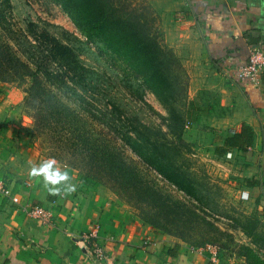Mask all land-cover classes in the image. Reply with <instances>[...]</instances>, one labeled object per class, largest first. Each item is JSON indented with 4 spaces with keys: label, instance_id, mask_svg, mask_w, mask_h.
<instances>
[{
    "label": "crops",
    "instance_id": "0c3cea01",
    "mask_svg": "<svg viewBox=\"0 0 264 264\" xmlns=\"http://www.w3.org/2000/svg\"><path fill=\"white\" fill-rule=\"evenodd\" d=\"M162 5L171 23L176 18L187 28L186 35L182 33L173 42L174 29L167 24L166 40L171 41L170 47L192 76L188 84L189 101L202 91H219L212 99H197L200 107L209 108L219 101L223 108L221 114L212 113L209 119L215 134L213 139L204 126L198 129L197 141L203 147L211 145L212 154L222 158V162L227 160L238 197L243 194L244 199L261 209L264 205V80L261 78L264 69L258 80L240 78L239 69L253 45L264 47V0L153 2L154 9ZM187 42L192 47L190 53L185 51ZM181 54L185 55L184 59ZM200 60H205L208 67L200 68L202 77L197 79L194 76L198 73L191 66ZM210 66L216 75L228 81L227 87L208 84L205 75ZM23 96L24 92L12 85H7L0 94V186L8 189V194L0 190V264H89L76 238L94 224H99L98 240L104 244L111 264H233L220 256L213 260L209 252L158 232L103 186L79 182L70 166L55 165L69 176L59 185L46 186L42 176L31 175V168L46 160L22 140L23 122L16 107ZM241 123L252 127V145L245 151L225 147L227 131H238ZM222 146L224 150L216 154L215 148ZM69 184L75 185L74 191H66ZM49 187H58L60 191L54 194ZM35 205L51 212L50 224L32 216L30 209Z\"/></svg>",
    "mask_w": 264,
    "mask_h": 264
},
{
    "label": "rangeland",
    "instance_id": "374dc122",
    "mask_svg": "<svg viewBox=\"0 0 264 264\" xmlns=\"http://www.w3.org/2000/svg\"><path fill=\"white\" fill-rule=\"evenodd\" d=\"M146 1L153 8L155 0ZM9 2L12 20L23 29L31 26L36 32L56 37L65 29L85 41V37L69 15L54 1ZM164 7L162 5L153 9L157 16L156 25L164 41L170 46L171 41L166 40L167 24L173 26V42H177L182 33L186 35L187 28L182 27L176 18L171 23L172 20L164 15ZM189 47L191 46L187 42V53L192 51V47ZM76 48L79 58L88 70V80L91 82L88 87L93 89L85 93L89 96L87 101L67 88L53 92L59 98L58 105L56 101L53 110L40 109L36 105H29L26 99L30 78L23 77L7 84L24 92L22 101L16 107L20 121L23 122L20 131L24 145L37 150L43 160L54 159L56 164L73 168L79 182L103 186L114 198L130 205L144 222L152 226L153 221L158 232L180 239L194 248L215 246L218 250L217 256L231 260L233 264H264V219L260 218V206L244 199L243 194L238 197L232 185L234 181L230 180L228 164L225 162L227 160L222 162V158L212 154L211 145L203 147L197 141L198 129L204 126L208 127L209 137L213 139L215 134L209 119H212L213 114H221L223 111L219 101H216L214 106L211 104L209 108H203L197 103V99H212L219 91H202L189 101L187 90L186 99L182 104L185 114L183 138L188 142L183 158L192 180L197 183L196 197L176 189L161 175L138 161L136 154L128 147L120 149L123 152V160L137 172L139 184L147 186L157 202L153 196L145 199V193H139L140 189L128 186L126 180L120 178L115 181L103 173L110 152V142L116 146L120 145L121 132L119 123L111 122L105 117L101 119V112L109 114L113 111L112 100L126 115L165 130L162 117L166 115V110L153 93L141 89L134 79L126 81L123 70L114 65L110 55L101 49V45L84 42L76 45ZM180 56L183 59L185 57L184 54ZM207 65L205 60L192 63L191 70L198 73L194 77L201 79L200 68ZM186 68L188 71V66ZM210 68L205 75L208 84L213 87L223 84L227 87L228 81L216 75L212 71L213 66ZM188 76L190 84L192 76ZM78 90L80 91L79 88ZM92 93L94 97L91 98H98L95 101L90 99ZM94 174L99 179L91 177ZM158 200H165L168 207L160 208ZM255 218L261 219L255 234H244L240 223L250 224Z\"/></svg>",
    "mask_w": 264,
    "mask_h": 264
},
{
    "label": "trees",
    "instance_id": "16d2710c",
    "mask_svg": "<svg viewBox=\"0 0 264 264\" xmlns=\"http://www.w3.org/2000/svg\"><path fill=\"white\" fill-rule=\"evenodd\" d=\"M52 1L69 15L85 41L65 29L58 37L36 32L31 26L23 29L10 16L9 0H0V94L4 93L7 84L28 77L31 82L26 90V99L33 107L53 110L59 99L53 92L67 88L87 101L89 96L85 93L93 89L88 87L91 84L88 70L79 58L76 45L84 42L101 45L114 65L123 70L124 79H134L141 89L153 93L166 110L162 117L163 130L160 126H149L126 115L111 100L113 111L109 114L101 112V119L105 117L119 123L121 144L116 146L110 142L103 173L115 181L120 178L126 180L128 186L145 193V199L153 196L157 202L148 187L139 184L134 167L123 160L120 149L128 147L138 161L176 189L196 197L197 183L192 180L183 158L188 142L183 138L185 114L182 104L186 99L189 78L179 56L164 41L152 6L146 0ZM261 78L264 80V70ZM91 97H94L93 93L90 99H98ZM253 141L252 127L241 123L238 131H227L223 145L245 151ZM224 146L215 148V153L220 155ZM91 177L99 179L95 174ZM158 202L160 208L168 207L165 200ZM260 218H264V205L260 209ZM260 218H255L250 224L240 223V229L248 236L254 235L261 223ZM151 223L157 229L153 221Z\"/></svg>",
    "mask_w": 264,
    "mask_h": 264
},
{
    "label": "built area",
    "instance_id": "2783aa9c",
    "mask_svg": "<svg viewBox=\"0 0 264 264\" xmlns=\"http://www.w3.org/2000/svg\"><path fill=\"white\" fill-rule=\"evenodd\" d=\"M264 69V47L263 45H253L249 50V55L246 62L239 69L240 78H250L258 80L261 70ZM0 190L4 194H8V189L0 186ZM16 200V198H13ZM32 216L37 218L44 224L52 222L51 212L40 205H35L30 209ZM99 224H94L84 233H81L77 238V244L82 248L86 260L89 264H111L105 251L104 244L99 242ZM210 253L211 258H217L218 250L215 246L207 245L205 248H198Z\"/></svg>",
    "mask_w": 264,
    "mask_h": 264
},
{
    "label": "clouds",
    "instance_id": "9594fccd",
    "mask_svg": "<svg viewBox=\"0 0 264 264\" xmlns=\"http://www.w3.org/2000/svg\"><path fill=\"white\" fill-rule=\"evenodd\" d=\"M27 120V117L25 118ZM56 161L54 159H49L42 162L39 167H32L30 174L33 176H42L46 186L49 185H59L61 182L67 181L69 176L67 172L61 171L56 166ZM75 185H67L66 191H74ZM49 191L52 193H58L60 189L58 187H49Z\"/></svg>",
    "mask_w": 264,
    "mask_h": 264
}]
</instances>
